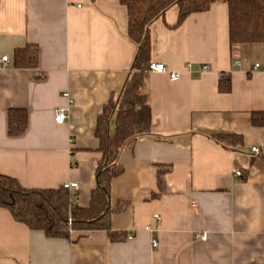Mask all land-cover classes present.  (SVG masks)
<instances>
[{
    "label": "crops",
    "instance_id": "1",
    "mask_svg": "<svg viewBox=\"0 0 264 264\" xmlns=\"http://www.w3.org/2000/svg\"><path fill=\"white\" fill-rule=\"evenodd\" d=\"M178 13L171 7L150 34L152 61L180 78L149 74L152 131L122 152L112 180V225L127 239L100 230L50 238L0 208V264H264V159L251 152L264 154V127L251 123L264 111V44L231 47L226 3L173 27ZM127 30L120 0H0V57L39 47L38 67L0 72L1 173L27 188L73 183L75 202L89 205L102 158L97 117L136 54ZM223 80L230 91H220ZM10 108L28 111L20 136L8 133ZM217 134H240L244 147L227 149Z\"/></svg>",
    "mask_w": 264,
    "mask_h": 264
},
{
    "label": "trees",
    "instance_id": "2",
    "mask_svg": "<svg viewBox=\"0 0 264 264\" xmlns=\"http://www.w3.org/2000/svg\"><path fill=\"white\" fill-rule=\"evenodd\" d=\"M95 1V0H91ZM128 10L126 37L136 47L123 87L111 98L97 117V150L102 154L96 170V186L88 206H80L71 190L64 185L57 188H27L9 175L0 172V208L7 209L13 218L31 230L42 231L50 238L70 239L73 231H105L111 242L124 241L128 233L112 225V180L124 171L120 157L131 149L136 140L152 131V113L148 95V79L152 62L150 27L164 17L173 6L179 13V26L191 14L208 11L212 4L228 5L229 42L231 47L264 44V0H120ZM11 64L20 69L39 65V47L27 44L16 48ZM220 91L231 90V83L223 80ZM251 123L264 127V111H253ZM29 114L25 108L8 110V133L20 136L28 128ZM213 138L227 149H241L244 138L240 134H217ZM264 159V154H258ZM162 173L159 174V179ZM160 182V180H159Z\"/></svg>",
    "mask_w": 264,
    "mask_h": 264
},
{
    "label": "built area",
    "instance_id": "3",
    "mask_svg": "<svg viewBox=\"0 0 264 264\" xmlns=\"http://www.w3.org/2000/svg\"><path fill=\"white\" fill-rule=\"evenodd\" d=\"M241 64L239 57H236L233 60V66H239ZM11 65V58L9 57V55H4L2 57H0V72L3 71L4 69H6L7 67H9ZM189 67H191L189 65ZM259 67V64H255L254 66V70L257 69ZM190 69V68H189ZM211 69V66L209 64H203L201 66V71H209ZM151 72H156V73H168L169 78L171 80H178L180 78V73L177 71H171L168 69V67L163 63V62H159V61H152L151 65H150V73ZM192 74H197V70H191L190 71ZM220 77H223V74H220ZM67 117V109L63 108V107H58L56 109L55 112V121L58 123H63L65 121ZM251 152L252 154L258 155L261 153L260 148L257 146H252L251 147ZM244 175L243 172L238 171L235 173V176L239 177ZM65 187L69 188L71 190V192L74 194L75 196V186L73 183H66L64 185ZM155 219H160L159 215H155L154 216ZM200 238H205L206 234H201L199 236ZM153 246H158V241L156 239H153L152 241Z\"/></svg>",
    "mask_w": 264,
    "mask_h": 264
}]
</instances>
